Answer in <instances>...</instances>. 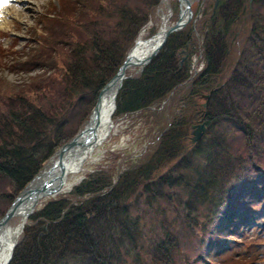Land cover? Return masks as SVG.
<instances>
[{
	"label": "trees",
	"instance_id": "16d2710c",
	"mask_svg": "<svg viewBox=\"0 0 264 264\" xmlns=\"http://www.w3.org/2000/svg\"><path fill=\"white\" fill-rule=\"evenodd\" d=\"M85 1L89 17L94 11L105 20L106 29L112 28L100 36L92 34V41L88 37L89 48L68 46L63 105L47 107L19 97L18 111L13 104L0 109V217L5 213L2 207L13 198L8 193L22 190L88 119L101 88L114 76L161 0ZM220 6L206 36L216 39L203 46L204 68L184 96L188 106L199 92L212 93L205 137L188 147L190 108L172 114L168 107L192 76L191 63L179 67L178 49L192 32L184 30L173 33L143 71L124 81L117 99L115 116L136 112L171 118L155 150L132 170L120 173L116 184L101 169L88 173L71 192L45 202L30 217L11 264H142V250L151 257L154 248L176 253L181 247L171 246V225L163 226L162 237L148 242L141 223L148 210L159 211L160 204L155 205L164 198L180 202L184 213L189 212L186 236L197 238L200 230L203 235L198 239L204 241L217 228H227L224 217L250 218V207L237 208L226 200L232 194L245 199L247 193L260 197L264 193V0L252 2L248 36L231 68V47L225 38L234 30L242 4L232 0L225 6L223 0ZM85 99L88 105L82 103ZM181 163L185 167L175 170ZM150 195L156 199L139 214L138 200ZM195 210L199 213H190ZM165 258L172 264L169 257L159 263L164 264Z\"/></svg>",
	"mask_w": 264,
	"mask_h": 264
},
{
	"label": "rangeland",
	"instance_id": "374dc122",
	"mask_svg": "<svg viewBox=\"0 0 264 264\" xmlns=\"http://www.w3.org/2000/svg\"><path fill=\"white\" fill-rule=\"evenodd\" d=\"M25 1H28L31 7L26 9V13L22 14V19L19 22L13 21L14 18L7 15L8 9L6 7L2 9L0 15V109L7 108V105L10 104L15 105L19 97L29 98V100L35 101L34 103L44 104L47 107L49 105H63L66 94L64 95L62 76L67 70L66 63L69 62L68 46L77 43L82 45L81 47L89 48L91 44L87 41L88 37L90 39L92 34L100 36V34H105L112 28L109 26V29H106L105 20L97 17L94 11H90L92 17H89L88 4L85 0H39L41 3L33 0ZM190 1L193 16L186 27L193 32V34H190L193 39L191 45L198 47V52L193 58L192 67L193 76H195L204 66L205 49L203 46L206 42L209 44L215 38L214 36L206 37L209 32H212L210 14L213 12L215 0ZM19 3L17 1L12 4L19 5ZM220 4L216 10L217 15L220 13ZM180 12V0H163L153 10L152 18L148 24L141 32L139 31L140 38L152 36L161 29L166 30L167 28L163 27L165 17H167V24L172 25L178 20ZM247 12L249 13V10ZM245 17L247 15L243 16L240 23L233 25L234 30L225 38L226 40L228 38L229 43L232 42L230 45L231 55L228 59L230 68L232 59L239 56L240 46L248 36V24ZM253 22L255 21L253 20ZM214 24H216V21H214ZM220 27H223V22ZM150 32L152 34H149ZM235 32H240V35L234 39ZM138 66L131 67L128 74L131 70H137ZM132 72L136 71L130 73ZM188 89L187 84L183 85L177 94V98L173 97L169 101L168 107L172 114L181 107L184 113L189 108L190 113L191 109L195 110L191 104L186 106L184 96ZM50 100L56 102H49ZM87 101L85 99L82 103L88 105ZM204 101V99L197 100L199 103ZM19 103L17 102L12 109L18 111L20 109ZM113 120V131L101 146L94 150L91 156L94 159L91 160L90 158L86 161L84 170L76 177L77 179L71 176L69 180H66L64 192L60 194L71 191L70 188L81 182L89 172L103 169L105 174L112 175L115 180L123 171L129 168L132 170L141 161L146 160L155 150L163 130L170 126L171 118L166 119L163 117L161 119L158 114L133 112L123 117L114 115ZM89 121L90 117L88 121L84 122L82 128ZM262 157L264 158V156ZM55 159L56 157L53 160ZM180 166L185 167L181 163L178 164L175 170L178 171L181 168ZM162 174H168V172ZM18 194L19 192L16 194L8 193V196H13V198L2 207L5 208V211L14 203ZM261 194L260 197V193L255 196L247 193L249 198L245 199H237L238 195L232 194L226 200V204L237 208L252 204V209L256 212L253 219L257 223H248L243 221L244 219L241 216L235 218L230 214L222 219L223 221H229L225 223L227 228L223 230L217 228L216 232L211 235L212 237H207L206 241L198 239L203 235L200 230L195 233V235H198L197 238H195L196 236H186L188 234L187 213L189 212L184 213L180 202L173 203V200L159 199L157 205H155L160 204L159 211L156 213L152 208V210H148L149 212L143 218L141 217V223H145L146 239L149 242L162 237L163 226L171 225L173 235L171 246L173 248H179L180 246L183 253L180 250L176 253H164L162 248H159V250L154 248V257H151L149 253L142 250L141 263L160 264L159 261L163 257H169L172 264H264V229L258 224L261 219H264V193ZM154 197L150 195L148 196L149 199H146L147 196H145L138 200L139 214L140 208L148 207L147 202L156 199ZM2 200H4V197L1 196ZM190 213L195 215L199 211L195 210V212ZM22 221L21 216H16L9 221L8 225L17 226L24 222ZM141 245L142 249L144 242ZM15 254L16 251L14 256ZM164 264L171 263H168L165 258Z\"/></svg>",
	"mask_w": 264,
	"mask_h": 264
},
{
	"label": "bare ground",
	"instance_id": "6f19581e",
	"mask_svg": "<svg viewBox=\"0 0 264 264\" xmlns=\"http://www.w3.org/2000/svg\"><path fill=\"white\" fill-rule=\"evenodd\" d=\"M14 1L15 2L19 1L20 2L19 5L12 4L11 2H9V4L8 3L0 4V12L2 11L3 8L6 7L8 9L7 15L14 18L13 21L19 22L22 19V14L26 13L25 12L26 9L30 8L31 6L30 4H28V1H25V0H14ZM33 1L41 3L39 0H33ZM183 1L185 3V0ZM185 16L186 14L184 15V17ZM166 24H167V17H165L164 25ZM164 25L163 27H165ZM164 32L165 30H161L151 39L144 40L143 38H140L136 46L134 47L132 54L140 58L147 56L153 50L155 45H158L162 41L164 37ZM136 66L138 65H133L132 67H136ZM116 89H117L116 86L111 88L102 97L101 107L99 110V117H98L99 123L97 121V124H96L94 119L90 123V127L96 126L98 130L96 132V136L94 137L93 142L89 146L80 145L78 147H74L70 151H67L65 153L64 163L66 164L68 168V171H67L68 179L67 180H69L71 176H74L76 178L81 172H83L86 161L90 160V158L91 160L94 159L93 157H91L94 150L98 149L101 146V144L105 141V139H107V137L112 133L113 128H114L113 112H114V105H115ZM83 139L84 138L80 140L83 141ZM56 159L52 160V162L49 163L47 168L40 175L41 177L45 176V173L48 169L55 167L54 165L56 163ZM56 174L58 173L52 171L51 169L49 173L50 177H54V176L56 177ZM46 176L48 175L46 174ZM39 181L40 180L37 179L32 185V187H34L35 183ZM25 203L22 206H20V208L17 210L18 212L17 216H21V218L23 215H25V213H22V212H26L25 208L26 206H28V203L26 205ZM30 205L31 204H29V206ZM23 225H24V222L22 224L20 223L17 226L16 225L15 226L6 225L0 228V264H6L8 262L13 250L17 246L18 240L20 239L19 237L22 233Z\"/></svg>",
	"mask_w": 264,
	"mask_h": 264
},
{
	"label": "water",
	"instance_id": "95a60500",
	"mask_svg": "<svg viewBox=\"0 0 264 264\" xmlns=\"http://www.w3.org/2000/svg\"><path fill=\"white\" fill-rule=\"evenodd\" d=\"M183 24L184 23L182 21H180L175 27L171 28V30L179 29L182 27ZM168 34H169V32H166L162 41L158 45H155L153 50L147 56H145L144 58H141V59L139 58L138 62H136L137 61L136 57L133 58L132 55L124 62V64L121 66L118 73L101 90L98 103L96 104V106H95V108L91 114L90 121L86 124L84 129L77 136L72 138L59 151V155L56 159L55 167H52V171L58 173V174H56V177L55 176L52 177L54 179H51L50 177H48L45 180V182L43 181L42 183H40L34 187H30L29 189L24 191L17 198V200L14 203V205L12 206V208L9 209V211L6 213V215L0 220V228L8 225L10 219L15 214L18 213L17 210L25 202H26L25 205L28 203V206H26V208H25L26 212H22V213H25V217H27L32 213V211L34 210V208H35V206H36V204L40 198H42L44 196H48V195H53L54 193L59 192V190L64 185L66 173H67V166L64 163V155L67 151H70L74 147H78L80 145L89 146L93 142L94 137L96 136V132L98 130H97L96 126L90 127V123L92 122L93 119L95 120L96 124H97V121L99 123V118H98L99 117V110L101 107V101H102V97L104 96V94L107 91H109L111 88L116 86L117 87L116 94H115V101H116L119 90L123 85V80H124V78H126V75H125L126 69L129 66L136 64V63H139L143 66L146 65L147 63H149L150 60L152 59V57L155 56L157 54V52L165 44L167 37H168ZM114 106L116 107V103ZM204 131H205V125L204 124L199 125L198 129L194 132L196 134V137L194 138V140L199 139L202 136V134L204 133ZM82 138H84L83 141L80 140ZM50 171L48 172V175H49ZM29 204H31V205L29 206Z\"/></svg>",
	"mask_w": 264,
	"mask_h": 264
},
{
	"label": "snow or ice",
	"instance_id": "6c2138e0",
	"mask_svg": "<svg viewBox=\"0 0 264 264\" xmlns=\"http://www.w3.org/2000/svg\"><path fill=\"white\" fill-rule=\"evenodd\" d=\"M7 3V0H0V4H5Z\"/></svg>",
	"mask_w": 264,
	"mask_h": 264
}]
</instances>
